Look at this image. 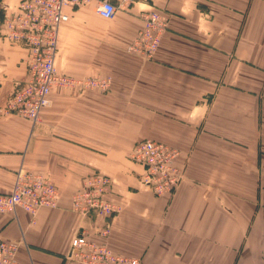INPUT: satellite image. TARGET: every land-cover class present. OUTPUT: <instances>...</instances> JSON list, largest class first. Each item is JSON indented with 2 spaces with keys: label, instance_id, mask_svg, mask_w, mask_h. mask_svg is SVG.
Segmentation results:
<instances>
[{
  "label": "crops",
  "instance_id": "crops-1",
  "mask_svg": "<svg viewBox=\"0 0 264 264\" xmlns=\"http://www.w3.org/2000/svg\"><path fill=\"white\" fill-rule=\"evenodd\" d=\"M20 1L0 0V25ZM96 5L67 9L56 68L109 88L56 89L36 124L2 110L29 49L0 33V193L21 168L60 193L35 217L0 213V240L21 264H63L82 233L141 264H264V0H140L109 20ZM147 11L168 25L152 59L128 52ZM147 139L179 151L184 178L170 195L143 187L130 159ZM94 173L114 182L111 218L71 210Z\"/></svg>",
  "mask_w": 264,
  "mask_h": 264
},
{
  "label": "built area",
  "instance_id": "built-area-1",
  "mask_svg": "<svg viewBox=\"0 0 264 264\" xmlns=\"http://www.w3.org/2000/svg\"><path fill=\"white\" fill-rule=\"evenodd\" d=\"M91 0H22L14 10L7 12L0 25L2 37L11 44H22L29 49L27 75L2 109L6 115H15L36 124L41 112L51 105L56 89L80 87L86 89L109 88L105 78L74 79L62 76L56 68L60 29L69 21L67 9H75ZM96 14L106 20L113 19L119 9L129 8L140 0H96ZM7 11V10H6ZM143 29L138 33L128 52L152 59L168 25L161 13L147 11L140 15ZM177 149L154 140L135 144L130 159L144 168L143 187L156 196L172 194L181 184L184 171L176 165ZM111 177L94 173L87 176L73 195L71 210L81 219L96 215L115 216L120 208L110 196ZM60 198L55 183L42 175L19 169L10 193H0V213L15 214L22 209L33 217L44 207L56 208ZM106 237L107 228L101 231ZM17 246L0 240V264H21L15 257ZM63 264H141L139 259L113 252L109 247L90 240L85 233L72 239Z\"/></svg>",
  "mask_w": 264,
  "mask_h": 264
},
{
  "label": "rangeland",
  "instance_id": "rangeland-1",
  "mask_svg": "<svg viewBox=\"0 0 264 264\" xmlns=\"http://www.w3.org/2000/svg\"><path fill=\"white\" fill-rule=\"evenodd\" d=\"M3 15H4V14H3V12H2V15L0 14V19H1V17H3Z\"/></svg>",
  "mask_w": 264,
  "mask_h": 264
}]
</instances>
